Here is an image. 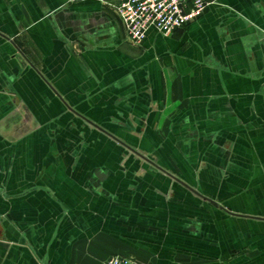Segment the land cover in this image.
<instances>
[{
    "label": "crops",
    "instance_id": "0c3cea01",
    "mask_svg": "<svg viewBox=\"0 0 264 264\" xmlns=\"http://www.w3.org/2000/svg\"><path fill=\"white\" fill-rule=\"evenodd\" d=\"M207 1L0 0V264H264V0Z\"/></svg>",
    "mask_w": 264,
    "mask_h": 264
},
{
    "label": "built area",
    "instance_id": "2783aa9c",
    "mask_svg": "<svg viewBox=\"0 0 264 264\" xmlns=\"http://www.w3.org/2000/svg\"><path fill=\"white\" fill-rule=\"evenodd\" d=\"M207 0H120L116 10L127 39L140 45L150 27L171 35L187 27L205 12ZM103 264H144L122 254H114Z\"/></svg>",
    "mask_w": 264,
    "mask_h": 264
},
{
    "label": "rangeland",
    "instance_id": "374dc122",
    "mask_svg": "<svg viewBox=\"0 0 264 264\" xmlns=\"http://www.w3.org/2000/svg\"><path fill=\"white\" fill-rule=\"evenodd\" d=\"M113 7L115 8V5ZM256 244H258L259 249H264V234L262 233V228L260 229V236L257 238Z\"/></svg>",
    "mask_w": 264,
    "mask_h": 264
}]
</instances>
